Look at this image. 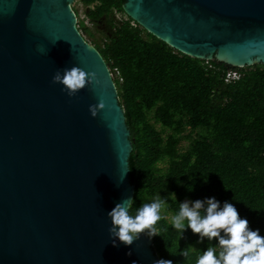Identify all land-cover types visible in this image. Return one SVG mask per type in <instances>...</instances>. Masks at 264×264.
Masks as SVG:
<instances>
[{
	"label": "water",
	"instance_id": "95a60500",
	"mask_svg": "<svg viewBox=\"0 0 264 264\" xmlns=\"http://www.w3.org/2000/svg\"><path fill=\"white\" fill-rule=\"evenodd\" d=\"M73 2L0 0V264H153L151 238L109 237L107 213L133 198L132 143ZM122 10L186 56L264 65V0H124ZM72 66L99 83L69 97L51 81Z\"/></svg>",
	"mask_w": 264,
	"mask_h": 264
},
{
	"label": "trees",
	"instance_id": "16d2710c",
	"mask_svg": "<svg viewBox=\"0 0 264 264\" xmlns=\"http://www.w3.org/2000/svg\"><path fill=\"white\" fill-rule=\"evenodd\" d=\"M123 2L80 0L100 32L98 40L83 21L77 25L113 73L130 131V214L157 195L167 200L168 218L184 200L215 197L221 205L233 203L264 236V65L236 68L186 56L132 26ZM115 13L127 20L117 21ZM229 70L239 71L240 78L225 83ZM168 218L151 237L159 259L196 264L216 245L187 229L181 236ZM188 247L194 250L180 255Z\"/></svg>",
	"mask_w": 264,
	"mask_h": 264
},
{
	"label": "clouds",
	"instance_id": "9594fccd",
	"mask_svg": "<svg viewBox=\"0 0 264 264\" xmlns=\"http://www.w3.org/2000/svg\"><path fill=\"white\" fill-rule=\"evenodd\" d=\"M51 82L61 85L69 97L75 96L89 85L99 83L96 73L85 72L77 66L57 70ZM99 106L102 107L103 103ZM96 108L97 105L89 108L93 117L97 114ZM133 202L131 197L124 198L107 213L111 224L108 232L113 246H116L117 240L130 246L141 236H158L159 222L168 218L165 215L167 200L159 195L153 201L140 205L135 215L129 211ZM178 205V212L168 218L173 229L181 236L187 229L197 235L199 241L207 239L209 242H217L215 246L210 244L198 256L196 264H264V236L259 230L250 228L248 220L241 218L233 203L224 202L221 205L215 197H210L204 200H184ZM190 250L194 249L188 247L180 255L187 257ZM153 264L173 262L161 258L153 261Z\"/></svg>",
	"mask_w": 264,
	"mask_h": 264
},
{
	"label": "rangeland",
	"instance_id": "374dc122",
	"mask_svg": "<svg viewBox=\"0 0 264 264\" xmlns=\"http://www.w3.org/2000/svg\"><path fill=\"white\" fill-rule=\"evenodd\" d=\"M72 9L74 13L77 15V21H83L84 25L91 31L95 37V40H98L100 32L98 31L97 27L90 23V21L85 17L86 8L80 3V0H74L72 4ZM115 19L119 22L125 20V15L120 13H115ZM78 23V22H77ZM84 39L90 44L92 40L88 37L87 34L83 35ZM188 142H182V148L186 147Z\"/></svg>",
	"mask_w": 264,
	"mask_h": 264
},
{
	"label": "built area",
	"instance_id": "2783aa9c",
	"mask_svg": "<svg viewBox=\"0 0 264 264\" xmlns=\"http://www.w3.org/2000/svg\"><path fill=\"white\" fill-rule=\"evenodd\" d=\"M125 20H127L126 16H125ZM131 25H132V26H136V25H138V24L135 23L134 21H132V22H131ZM77 27H78V25H77ZM110 74H111V76H112V78H113V77H114L113 73L110 72ZM239 78H240V73H239V71H237V70H229V71L226 73V75H225L224 82H225V83H231V82H234V81L238 80Z\"/></svg>",
	"mask_w": 264,
	"mask_h": 264
}]
</instances>
